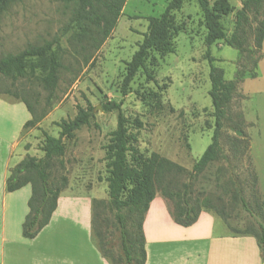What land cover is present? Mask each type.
<instances>
[{
	"label": "rangeland",
	"instance_id": "374dc122",
	"mask_svg": "<svg viewBox=\"0 0 264 264\" xmlns=\"http://www.w3.org/2000/svg\"><path fill=\"white\" fill-rule=\"evenodd\" d=\"M229 1L235 9L222 18L227 36L235 28L236 12L243 0ZM168 2L127 0L116 28L100 45L84 37L74 21L78 8L76 0H17L6 11L0 12V58L18 53L29 45H41L57 38L54 50L62 63L58 86L52 96L41 84L40 78L45 72L40 65L36 66L34 73L28 68V74L21 79L0 77V96L20 101L19 108L12 111L15 120H10L11 125L20 127L22 118L26 122L32 117L22 99H27L39 114L45 113L37 126L23 129L16 153H23L24 157L43 156L41 145L45 132L59 136L58 123L61 120L75 117L79 106L94 107L91 123L66 141L67 150L63 157L54 159L51 181L59 183L62 175L67 176L68 185L62 191L63 196L77 193L78 198L69 206L90 208L98 244L101 246L96 230L103 235L111 257L121 260L122 264L125 256L120 225L116 210L110 206L105 159V146L110 132L117 126L118 110L106 111L102 104L120 102L128 117H140L144 121V127L137 132V141L133 144L139 152L146 156L158 152L189 170L212 142L215 129L210 95L211 63L205 56L207 29L197 0H185L183 7L175 12L180 29L174 36V52L150 53L147 66L154 78L149 79L141 70L132 81L129 92L122 93L126 63L132 59L148 30V17L160 16ZM254 16L252 14L253 27L260 18ZM247 46L248 50L243 53L224 40L211 46V53L216 58L214 65L224 69L228 80L238 76L241 80L225 121L219 158L192 178L193 199L202 202L209 197L212 211H224L221 218L241 228L254 226V220L242 207L241 194L253 206L258 197L264 201L258 185L254 186V177L258 176L256 159L264 188V58L259 65L256 64L263 54L262 49L254 48L252 31L248 33ZM33 63H37L36 59ZM241 111L246 120L242 127L248 133L245 138L232 128L239 123L238 113ZM244 146L246 150L242 154ZM16 153L15 159L18 157ZM187 180V176H182L181 181ZM95 200L101 201L97 208L94 207ZM164 200L171 210L173 203ZM62 224L65 227L64 223H58L55 228H61ZM69 228L66 226L65 232L76 231ZM85 233L84 229V258L92 259V248L86 245L89 240ZM59 234L57 239L62 240Z\"/></svg>",
	"mask_w": 264,
	"mask_h": 264
},
{
	"label": "trees",
	"instance_id": "16d2710c",
	"mask_svg": "<svg viewBox=\"0 0 264 264\" xmlns=\"http://www.w3.org/2000/svg\"><path fill=\"white\" fill-rule=\"evenodd\" d=\"M16 1L0 0V12L6 11ZM184 1L169 0L165 11L160 16L148 17V30L132 59L126 63V71L121 84L123 95L129 92L132 81L141 70L146 72L149 79L154 78L147 66V60L152 51L162 54L174 52V36L180 29L176 22L175 12L183 7ZM126 2L127 0H76L78 8L75 11L74 21L80 27L84 37L97 41L100 45L116 28ZM197 2L203 12L207 29L204 39L207 46L205 56L211 63L210 95L214 107L215 129L212 142L195 162L193 168L189 170L158 152H152L148 156L139 152L133 144L137 141V132L144 127V121L140 117H128L123 112L120 102L108 101L102 104L106 111L118 110L117 126L110 132L109 142L105 146V159L109 173L107 181L110 206L116 210V219L120 225L121 245L125 256L123 264H145L143 222L151 202L158 193L173 203L170 212L174 220L181 225L189 226L195 223L202 210H208L224 217V211L211 210L213 205L209 197L204 198L202 202L192 197V178L219 158L225 121L229 117L231 103L238 93V84L241 80L240 76L228 80L224 69L214 65L216 58L211 53V46L224 40L226 44L238 49L241 53L246 52L248 33L252 31L254 48L261 51L264 41V0L242 1L241 8L236 12L235 28L230 36L226 35L222 18L234 11L235 8L231 2L229 0H214L213 2L197 0ZM252 14L256 18L260 16L255 27L252 25ZM57 43L56 38L41 45H29L18 53H9L1 57L0 77L21 79L28 74V68L34 73L36 66L40 65L45 72L40 78L41 84L52 96L58 86L62 66L54 50V45ZM35 59L36 64L33 63ZM258 59L256 64H258ZM22 101L32 116L25 122L24 128L37 126L45 113L39 114L27 99H22ZM158 106H162L160 102ZM94 115L92 105L79 106L75 117L63 119L58 123L59 136L44 133L45 138L41 145L43 156L27 155L10 169L7 180L9 191H15L27 184L32 186V195L28 202L30 211L23 223L24 236L34 238L50 223L58 207L61 192L68 185L66 175L60 177L59 183L51 181L54 159L65 155L66 141L73 139L76 132L83 126L89 125ZM238 117L239 123L233 125L232 128L240 137L245 138L248 133L242 127L246 122L242 111L238 113ZM26 147L29 148V145L27 144ZM245 150L246 146L242 154ZM61 164L63 165V162ZM182 176H187L188 180L181 181ZM257 185L261 194L256 175L254 186ZM240 199L242 207L254 220V226L241 228L226 223L234 234L255 235L264 254V201L258 197L253 206L243 194ZM100 204L101 201L95 200L94 207L97 208ZM96 234L100 237L101 246L98 245L102 254L113 264H122L121 260L111 257L105 248V239L101 232L96 230Z\"/></svg>",
	"mask_w": 264,
	"mask_h": 264
},
{
	"label": "crops",
	"instance_id": "0c3cea01",
	"mask_svg": "<svg viewBox=\"0 0 264 264\" xmlns=\"http://www.w3.org/2000/svg\"><path fill=\"white\" fill-rule=\"evenodd\" d=\"M263 48L264 41L258 65L264 58ZM19 106L20 101L0 96V264H113L100 250L90 208L69 206L78 199L77 193L63 196L62 192L50 223L34 238L24 236L23 223L30 211L32 186L27 184L15 191L7 188L10 169L24 158L23 153L16 151L25 120L22 118L20 127L10 124V120H15L12 111ZM254 163L264 198L262 172L256 159ZM58 223L76 231L65 232L63 224L56 229ZM84 229L89 240L86 245L92 248V259L84 258ZM143 230L145 264H264L263 249L255 235L234 234L226 221L208 210H202L195 223L181 225L159 195L150 204ZM58 232L62 240L57 239Z\"/></svg>",
	"mask_w": 264,
	"mask_h": 264
},
{
	"label": "water",
	"instance_id": "95a60500",
	"mask_svg": "<svg viewBox=\"0 0 264 264\" xmlns=\"http://www.w3.org/2000/svg\"><path fill=\"white\" fill-rule=\"evenodd\" d=\"M96 109H98V108H96Z\"/></svg>",
	"mask_w": 264,
	"mask_h": 264
}]
</instances>
